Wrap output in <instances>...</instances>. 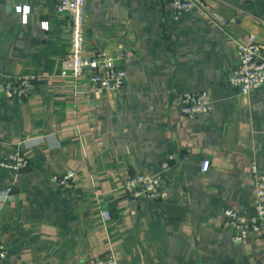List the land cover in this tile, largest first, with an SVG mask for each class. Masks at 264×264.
I'll use <instances>...</instances> for the list:
<instances>
[{"label":"crops","instance_id":"1","mask_svg":"<svg viewBox=\"0 0 264 264\" xmlns=\"http://www.w3.org/2000/svg\"><path fill=\"white\" fill-rule=\"evenodd\" d=\"M60 1L0 0V42L10 31L0 43V161L14 163L18 149L29 159L0 166V190L13 185L0 202V264H93L111 252L120 264H264V230L234 242L224 216L254 211L251 166L264 173V84L242 98L229 83L234 39L264 44V0H205L216 20L197 10L176 19L171 0H86V50L127 53L118 91L87 73L60 75L71 24ZM25 74L37 76L31 94L6 96ZM203 90L213 110L185 117L182 94ZM68 170L66 190L54 177ZM141 172L162 173L163 199L122 189Z\"/></svg>","mask_w":264,"mask_h":264},{"label":"built area","instance_id":"2","mask_svg":"<svg viewBox=\"0 0 264 264\" xmlns=\"http://www.w3.org/2000/svg\"><path fill=\"white\" fill-rule=\"evenodd\" d=\"M247 1V0H243ZM86 0H61L57 11L67 14L70 18V50L61 59L59 73L64 77L71 76L75 79L81 78L86 73L92 85L97 89L118 91L127 81V71L121 61L125 60L126 52L109 53L99 50L89 53L86 50ZM23 12L24 20H27L28 6H17ZM170 9L173 16L178 19L182 14L197 10L211 20H216V14L212 12L205 0H171ZM236 63L231 71L229 83L240 89L241 94H249L254 89L264 84V44L254 34H250L246 40L234 39ZM37 76L25 74L18 77L15 85L5 89L6 96L10 98L24 99L31 94ZM180 110L187 118H195L201 114L213 110V101L210 94L203 91H187L180 98ZM14 163L5 164L0 161V166L11 170H19L29 163V159L18 149ZM171 158V156L169 157ZM210 161L204 160L201 171L209 169ZM163 169L169 167V161L162 164ZM256 187V199L254 211L250 214L244 213L232 207L224 210L225 224L231 229V239L234 242L245 240L252 235L259 234L264 230V173L256 164L250 169ZM75 172L68 170L63 174L55 175L54 179L63 189L74 187ZM162 173L141 172L128 176L121 181L124 191L133 196H148L154 199H163L166 192L160 189ZM13 185L8 184L0 190V202H9L12 199ZM101 216L105 221L110 220V212L103 210ZM7 257V247L1 239L0 231V263ZM93 264H120L113 252L99 258Z\"/></svg>","mask_w":264,"mask_h":264},{"label":"water","instance_id":"3","mask_svg":"<svg viewBox=\"0 0 264 264\" xmlns=\"http://www.w3.org/2000/svg\"><path fill=\"white\" fill-rule=\"evenodd\" d=\"M8 34H10V31H7V32L4 34V36H3L2 39H1V42L7 38ZM1 42H0V43H1ZM235 62H236V61H235ZM109 91H110V90H109ZM111 94H112V93H111ZM247 95H248V94H241V97L244 98V97H246Z\"/></svg>","mask_w":264,"mask_h":264}]
</instances>
